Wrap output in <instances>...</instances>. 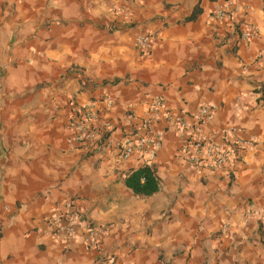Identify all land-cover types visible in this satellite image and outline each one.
Here are the masks:
<instances>
[{"label": "crops", "instance_id": "1", "mask_svg": "<svg viewBox=\"0 0 264 264\" xmlns=\"http://www.w3.org/2000/svg\"><path fill=\"white\" fill-rule=\"evenodd\" d=\"M227 7L229 0H0V264H93L100 252L84 244L83 230L57 237L47 222L51 208L69 201L104 229L102 246L118 264H264V221L245 218L264 212V68L256 63L264 0H235L217 20ZM245 24L258 30L246 42ZM142 33L154 37L150 54L135 46ZM157 98L173 114L212 107L205 132L237 128L259 142L234 168L212 173L187 162L163 119L153 162L122 159L125 138L141 134ZM93 102L104 138L75 145L71 109ZM145 165L160 189L139 198L126 179Z\"/></svg>", "mask_w": 264, "mask_h": 264}, {"label": "built area", "instance_id": "2", "mask_svg": "<svg viewBox=\"0 0 264 264\" xmlns=\"http://www.w3.org/2000/svg\"><path fill=\"white\" fill-rule=\"evenodd\" d=\"M234 2L235 0H229V7L217 11L216 19L222 20L230 16ZM234 10L236 11V8ZM245 26L246 29L241 31L240 39L246 42L255 37L258 30L252 25L245 24ZM154 44V37L149 34L142 33L135 38V46L143 54H150ZM256 63L264 68V50L258 53ZM103 102L107 107L112 105L110 99H104ZM100 112L101 109L97 102L84 107L73 105L69 127L74 133L73 143L75 145L98 144L104 138V132L97 125ZM215 114L214 108L209 106H203L190 114H173L167 109L164 99L157 98L151 105L150 116L139 125L141 134H130L125 138L121 146V157L129 160L135 154H140L148 162H153L162 148L165 137V132L156 130L155 125L165 119L170 128L182 139V153L187 157L189 164L212 173H217L226 167L234 168L243 161L245 151L257 146L259 141L254 136L244 135L237 128L225 129L218 133L205 132L203 127L213 123ZM129 117L130 120L133 119L131 114ZM106 132L108 131H105V134ZM218 134L220 140L216 139ZM252 217H259L263 222V210H248L245 214L246 221ZM47 222L57 237L72 238L83 230L84 244L100 252L93 264H118L116 254L102 246L104 229L89 219L74 201H69L64 210L57 206L51 208L47 215ZM226 230L227 226H224L223 231Z\"/></svg>", "mask_w": 264, "mask_h": 264}, {"label": "trees", "instance_id": "3", "mask_svg": "<svg viewBox=\"0 0 264 264\" xmlns=\"http://www.w3.org/2000/svg\"><path fill=\"white\" fill-rule=\"evenodd\" d=\"M192 20L193 18L188 19V21ZM126 185L139 198L151 197L160 189L159 180L154 170L148 165L134 171L126 179Z\"/></svg>", "mask_w": 264, "mask_h": 264}]
</instances>
